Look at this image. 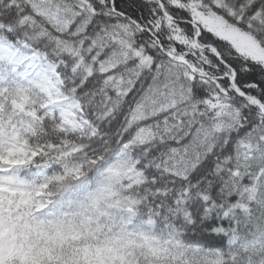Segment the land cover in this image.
<instances>
[{
    "label": "snow or ice",
    "instance_id": "obj_1",
    "mask_svg": "<svg viewBox=\"0 0 264 264\" xmlns=\"http://www.w3.org/2000/svg\"><path fill=\"white\" fill-rule=\"evenodd\" d=\"M0 264H264V0H0Z\"/></svg>",
    "mask_w": 264,
    "mask_h": 264
}]
</instances>
